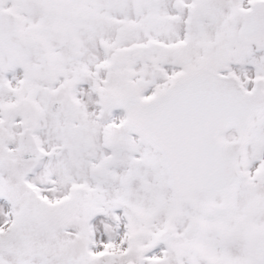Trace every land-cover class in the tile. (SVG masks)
Wrapping results in <instances>:
<instances>
[{
	"label": "snow or ice",
	"instance_id": "1",
	"mask_svg": "<svg viewBox=\"0 0 264 264\" xmlns=\"http://www.w3.org/2000/svg\"><path fill=\"white\" fill-rule=\"evenodd\" d=\"M0 264H264V0H0Z\"/></svg>",
	"mask_w": 264,
	"mask_h": 264
}]
</instances>
